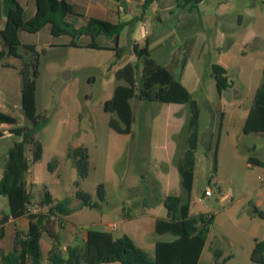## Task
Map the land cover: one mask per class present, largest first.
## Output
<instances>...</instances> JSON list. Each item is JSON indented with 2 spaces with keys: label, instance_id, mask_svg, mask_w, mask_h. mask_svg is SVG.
Wrapping results in <instances>:
<instances>
[{
  "label": "rangeland",
  "instance_id": "1",
  "mask_svg": "<svg viewBox=\"0 0 264 264\" xmlns=\"http://www.w3.org/2000/svg\"><path fill=\"white\" fill-rule=\"evenodd\" d=\"M204 8L205 6L202 5L201 9ZM260 12L264 14L263 7ZM166 15L162 24L153 28L150 26V30L154 32L163 30L173 36L163 44L161 53L170 51L184 60V64L174 71L175 74L181 70L186 74L192 73L199 67L204 87L202 91L191 90L192 98L198 104L199 120L198 144L194 151L195 167L190 192V215L212 217L198 264H255L250 261L254 243L264 241V167L250 165L247 159L254 157L264 162V134L244 135L243 121L240 117L244 106H250L252 103L249 94L254 88V80H251L247 74L238 76L233 68L228 69L229 83L233 88L229 87L223 94L225 114L220 116L219 95L215 90L209 67L214 52H217L212 46V40L208 38L204 42L200 41L199 36L201 34L207 36V32L200 31L199 24L190 30L178 29L174 16L169 12ZM29 37H33L29 38L31 41L35 40V36L29 34ZM121 38L118 46L124 48L119 59H116L114 51L110 53L108 50H88L59 45L51 48L38 47L36 50L38 54L36 113L46 118V124L35 135V139L42 146V157L33 168L34 175L40 181L39 191L46 188L55 201L71 199L73 203L76 191L80 190L90 195L92 202L96 203L98 202L95 194L96 186L104 184L108 187L107 198L100 204L101 211L95 208L74 211L75 213L64 218L62 228L59 218H51L55 221V231L61 236L60 251L63 257L66 256V247L82 246L84 242L83 236L80 235L82 231L86 228L93 229L94 225L99 224L100 215L107 213L108 209L119 202L123 188L109 181L106 176L108 169L116 172L120 185L134 182V175L140 179L138 185L130 190L129 199L135 198L136 201L142 202L146 198L149 202H153L155 197L152 189L157 185L150 175L148 149L153 138L159 141L161 139L158 133L154 132L153 135L155 129L152 130L151 124V116L157 108L156 105L160 103L143 102L137 98L130 101L135 117L131 125L130 141L109 127V120H118V118L103 109L104 103L113 94L114 60H118L117 65H122L131 62L134 58L132 49L126 47V39ZM62 39L64 38L57 39V43L61 44ZM232 43L234 44L232 53L236 59H240L243 49L248 53L251 52L250 46L242 47L236 38L232 42L225 41L223 47L227 48ZM19 52L24 59H30L21 46ZM158 53L157 50L152 51V57L157 59ZM198 55L201 64L196 62L195 56ZM16 62L17 60L14 63ZM135 63L138 67L136 88L139 89L142 60L135 59ZM1 64L3 62L0 63V100L15 107L4 105V109L10 111L3 113L10 112L8 115L16 118L18 126L29 127L30 124L20 108V77L16 71L5 69ZM234 88L240 90V96L234 97ZM143 105L147 108L145 109ZM233 105H239V111L232 112ZM216 114L217 118L214 120L212 116ZM0 131L6 132L0 139L1 173L5 152L17 139L8 133L7 127H0ZM122 146L125 147L126 152L118 158ZM134 147L139 149L135 157L132 154ZM184 147L185 143L180 136L177 139L178 152L174 158L175 165L176 158ZM77 148L86 149L88 155L87 176L81 180L77 177L75 167L78 158L74 151ZM26 158L29 169L31 160L27 153ZM52 161L56 164L54 171L50 172L47 165ZM160 167L162 168L161 165ZM214 167L215 171H213ZM28 169L27 179L30 175ZM145 186L148 190L144 189ZM207 187L211 191L210 197L203 195ZM29 189L34 196H37L34 186L29 185ZM225 193L229 196L225 201H221V196ZM30 208L33 213L47 211L46 208H40L37 201L31 204ZM255 211L261 216H257ZM137 226V224L133 226L135 231L132 233V238L140 249L148 246L150 241L170 238L169 235H157L153 225L152 228L147 229L144 225L145 237H142L140 231L136 230ZM40 244L43 247L41 264H52L47 258L52 242L44 233ZM8 248L4 246V249ZM214 250L221 251L219 259L214 257ZM144 252L149 260H153L152 250L146 249ZM227 257L229 259L222 263Z\"/></svg>",
  "mask_w": 264,
  "mask_h": 264
},
{
  "label": "trees",
  "instance_id": "2",
  "mask_svg": "<svg viewBox=\"0 0 264 264\" xmlns=\"http://www.w3.org/2000/svg\"><path fill=\"white\" fill-rule=\"evenodd\" d=\"M120 2L121 0H114ZM154 1L144 0L142 9L145 11ZM177 8H195L203 0H169ZM5 17V24L0 30L2 49L0 59L4 57L17 58L22 61L18 70L20 77V106L25 119L30 126H18L16 118L0 112V127H7L8 133L15 137L13 145L7 150L3 172L0 177V197L7 199V214L2 216L4 224L9 218L17 220L25 217L27 229L21 232L14 229L12 243L8 249L1 252V264H41L42 251L40 238L44 233L52 242L47 252V258L52 264H198L204 249L211 216L190 215V192L193 183L195 158L194 151L198 144L199 108L184 86L173 74L164 67L157 65L151 58L147 46L138 49L132 45V52L137 60H142L140 86L136 88L137 65L125 64L115 73L117 81H123L113 91V95L103 106L105 112L115 114L118 120L110 119L109 127L121 135L131 134L133 112L130 101L134 98L143 102L160 104H182L188 107V119L182 129L185 147L176 158V169L180 177L181 194L169 195L164 198L163 205L167 218L155 220V233L159 236L169 235V240H158L154 247L153 260L137 247L126 235L116 236L109 232L89 230L82 246L66 247V256L61 255V236L55 231L51 218H59L63 226V216L83 207L97 208L104 203L108 187L104 184L96 186V198L93 203L90 195L77 190L74 200L77 207H72V200L55 201L43 189L39 196L38 206L47 208L45 213H28L31 205V190L25 182L28 169L26 153L31 163H37L42 157V146L35 135L46 124V118L36 113L35 90L38 77V54L34 45H25L20 40V32L35 35L48 28L54 40L64 38L59 46L70 48H85L88 50H110L115 52L116 59L122 55L123 48L118 46V38L122 30L130 23H110L94 18H86L82 13L64 0H36V12L29 19H24V12L17 0H0V20ZM81 22V25H77ZM109 42L112 45H108ZM20 46L25 50L24 59L19 52ZM217 93L230 87L226 71L217 64L211 66ZM244 135L264 134V77L252 97L251 107L242 127ZM3 132L0 131V139ZM75 165L79 180L87 176L88 155L86 149L77 148ZM248 164L264 167V162L249 157ZM55 161L47 165L50 172L54 171ZM215 171V167L213 169ZM154 181V180H153ZM155 183V181H154ZM77 184V183H76ZM157 185V184H156ZM147 189V186L144 187ZM148 190V189H147ZM157 186L152 189L157 192ZM157 204V195L153 202L146 198L142 202H134V207ZM257 216H261L259 212ZM220 250H214L216 259L221 257ZM229 257L223 259L222 263ZM250 261L264 264V241H255L250 254Z\"/></svg>",
  "mask_w": 264,
  "mask_h": 264
},
{
  "label": "crops",
  "instance_id": "3",
  "mask_svg": "<svg viewBox=\"0 0 264 264\" xmlns=\"http://www.w3.org/2000/svg\"><path fill=\"white\" fill-rule=\"evenodd\" d=\"M17 1L23 9L24 19L27 20L34 16L36 12V0ZM64 1L72 5L76 11L82 13L86 18H94L113 24L119 22L130 23L120 33L118 44L120 42V39H122L121 37H123L126 39L127 48L132 49V45H136L138 49L147 46L150 52V58L157 65L169 70L173 74L174 78L178 80V82H180L190 93L191 97V90L202 91L204 88L202 84V75L200 73V68L198 67V69L194 70L192 73L186 74L184 70H181V72L178 71V74H175L174 71L179 69L180 66L184 64V60L181 59L180 56L170 51H166L163 54L160 51L163 44L168 39H172L173 36L170 34H166L163 30L156 32L150 30V26H152L153 28L154 26L162 24L164 22L165 18L167 17V12L174 16V21L176 22V26L178 27V29L190 30L194 27H197L199 24L200 31L207 32V36L202 34L201 36H199L200 41L204 42L208 38L211 39L213 48L217 50V52H214L212 62H209L210 70L213 64H217L226 71L227 77L228 69L233 68L236 70L238 76L247 74V76L250 77L251 80H254V88L252 92H250L249 97H253L264 77V14L262 15L260 12L261 7L264 8V0H203L202 2L197 4L195 8L192 9H190L189 7L177 8V5L169 0H160L154 1L145 11H143L142 9L144 0H121L120 2H116L114 0ZM202 5L205 6L204 9H201ZM4 24L5 17L2 16L0 20V30L3 28ZM81 24V22L77 23V25ZM32 36H35L34 41L29 40V38H33L29 37V34L20 32L21 42L25 45H34L35 50H37L38 47L47 46L51 48L56 47V45H60L51 37L49 29L47 27L44 28L41 32ZM235 38L238 39L242 47L246 48L250 46L251 49V52L249 53L244 51L243 49V51H241L240 53V59H236L235 55H233L232 53V47L234 45L233 43L231 44V46H227V48L223 47L225 41L232 42ZM186 44L187 43H184V45ZM108 45H112V43L109 42ZM119 47L124 48L120 45ZM1 49L2 45L0 42V51ZM156 50L159 51V53L157 54V59L152 57V51ZM111 52L112 51H110V53ZM195 57L197 64H201L202 61L200 60V56L198 55ZM135 59L136 58L134 56L131 62H125L122 65H117L118 60H114V78L116 71L125 64L129 63L132 65H137V62L135 63ZM0 60V63L3 62V64H1L3 68L9 70L13 69L18 74V70L21 68L22 64V61L20 59L4 57ZM15 60H17L16 63H14ZM185 63L187 62L185 61ZM114 80L115 84L113 91L116 86L124 84L123 81H116V78ZM214 86L216 90L215 82ZM230 88H233L232 84H230ZM225 92H227V89L218 94L220 102V116H223L225 114V97L223 96ZM240 95V90L234 88V97H238ZM4 105L15 108L8 102L0 100V112L2 113L4 111H10L9 109H4ZM143 106L145 107V109L147 108L146 105ZM16 107L18 108V105H16ZM156 107L157 108L154 110V114L151 116V124L152 130L155 129V131H153V135L154 132L158 133L161 139L159 141L153 138L150 142L148 152L150 156V175L153 177V180L157 184L158 189L155 193V195H157V204L154 206L149 205L147 207H134V202L137 201L135 200V198L129 199V192L132 188L138 185L140 179L137 177V175H134V182L129 184L123 183L120 185V179L116 175V172L108 169L106 176L109 181H111L113 185L121 186L123 188L120 193L119 202L113 208L108 209L109 211L107 213L100 215L99 224L94 225L93 229L86 228L82 231L80 235L83 236L84 240L87 231L95 230L109 232L116 236L126 235L134 242L132 238V233L135 231L133 230V226L137 224L138 226L136 230L140 231V234L142 235L145 233V230L143 228L144 225L146 229L152 228V225L155 229L156 219L167 218V211L163 205L164 198L169 195L178 196L181 194L180 177L176 169V165L174 164V158L176 157L178 152L177 139L181 136V139L184 142L182 129L188 119L189 111L187 106L182 104H157ZM250 107L251 105L244 106V109L240 113L243 125ZM239 108V105H233L232 112L239 111ZM212 118L215 120L217 118V114L216 116H212ZM134 121L135 117L133 116V122ZM3 133L6 132L3 131ZM122 136H124L127 141H130V139H132V126L131 134ZM138 151V147L133 148L132 154L134 155V157L138 154ZM125 152L126 149L124 146H122L117 157H122ZM6 153L7 151L5 152L4 163L6 160ZM35 165L36 163H31V166L28 169L30 173L29 178L27 179V177H25L27 189L30 190L29 185L34 186L37 195L34 196L32 194L31 204L35 203L36 201L38 202L39 196L41 194V191H39L40 181L33 173V168ZM160 165L162 166V168L160 167ZM2 172L3 166L0 177ZM228 196L229 195L227 193L223 194L221 196V201H225ZM71 205L72 207H77L78 203L76 204V201H74ZM84 208L88 207H83L76 211H82ZM95 210L101 211L102 208H95ZM7 211V199L5 197H0V256L1 252L6 250L4 249V246L9 247L11 245L14 229L16 228L20 231H26L28 225V221L25 217L19 218L17 220H12L11 218H9L4 224H2L1 218L5 214H7ZM73 213L75 212H72L71 214ZM70 215L63 216V220ZM120 226L121 232L119 233ZM142 237L145 236L143 235ZM155 243L156 241H150V244L148 246H144V248L142 249L144 251L146 249H149L154 252ZM40 247L41 251L43 252V247L41 244Z\"/></svg>",
  "mask_w": 264,
  "mask_h": 264
},
{
  "label": "built area",
  "instance_id": "4",
  "mask_svg": "<svg viewBox=\"0 0 264 264\" xmlns=\"http://www.w3.org/2000/svg\"><path fill=\"white\" fill-rule=\"evenodd\" d=\"M203 195H204V197H210V196H211L210 188L207 187V188L203 191ZM27 212H28V213H33L32 209L30 208V205L27 206Z\"/></svg>",
  "mask_w": 264,
  "mask_h": 264
},
{
  "label": "water",
  "instance_id": "5",
  "mask_svg": "<svg viewBox=\"0 0 264 264\" xmlns=\"http://www.w3.org/2000/svg\"><path fill=\"white\" fill-rule=\"evenodd\" d=\"M256 212V211H255Z\"/></svg>",
  "mask_w": 264,
  "mask_h": 264
}]
</instances>
